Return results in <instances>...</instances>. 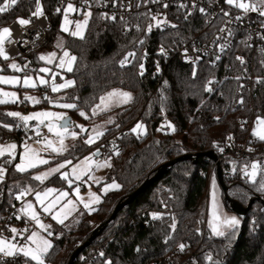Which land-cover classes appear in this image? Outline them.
<instances>
[{"label": "trees", "instance_id": "obj_1", "mask_svg": "<svg viewBox=\"0 0 264 264\" xmlns=\"http://www.w3.org/2000/svg\"><path fill=\"white\" fill-rule=\"evenodd\" d=\"M76 1L86 4L85 0ZM116 1L119 0H88L86 5H90L92 16L84 38L67 36L63 46L77 58L74 70L65 77L75 83L57 94L63 97L62 101L76 103L79 110L89 114L109 91L122 89L133 93V100L121 109L99 142L123 133L110 148L112 167L107 175L108 182H117L120 187L104 195L100 205L72 231H64L59 236L60 227L53 226L55 243L47 257L49 264H69L73 253L90 238L96 224L109 220L116 206L154 177L164 164L182 156L211 151L221 155L228 140L240 144L249 138L264 145V141L253 135L257 117L264 118V82H258L264 81V43L262 47H250L237 42L215 64L209 59L196 65L182 64L177 58H165L161 48L171 50L192 37L213 35L222 23L220 18L209 24L206 15L193 12L185 20L187 10L170 8L164 17L169 22L168 27H153L148 33L147 25H155V21L145 19L139 31L124 34L121 21L100 18L102 7L110 8ZM36 6L33 1L17 2L8 12L0 14V26L28 18ZM63 6L57 0H42L41 11L51 22L46 48H52L58 38ZM171 24L177 27L172 28ZM141 40L143 44L139 43ZM41 50L17 59H30L36 66L35 62L40 61L33 55L39 56ZM129 52H134L135 58L128 57V63L121 66L120 61ZM238 56L243 58V64L236 59ZM7 61L9 59L0 57V62ZM141 64L143 75L139 74ZM209 80L213 81L212 92L205 91ZM241 97L243 104L239 103ZM45 103L40 105H47ZM4 107L6 105H0V141L35 138L28 134V127H17L20 119L6 115ZM69 115L87 121L76 109L69 110ZM138 122L146 127L143 136L131 132ZM164 122L171 125L170 132L162 128ZM75 145L76 150H68L64 160L75 161L78 154L80 158L93 150L79 142ZM5 160L9 159L1 158L0 164L5 165ZM243 164V159L229 158L221 162V167L229 196L247 206L252 199L264 200V190L260 189L264 173L256 183L242 181L233 168L237 170ZM213 167L214 162L203 156L196 162L193 159L179 162L125 207L95 244L100 240L110 241L106 258L112 264H180L184 260L186 264H212L207 259L208 254L217 264H264V205L260 200L253 204L230 238L214 236L207 228ZM35 173V170L20 173L11 161L7 180L0 183V219L16 202L20 188L38 187L39 181L32 179ZM47 184L66 186L59 176H54ZM223 201L231 211L224 192ZM168 208L172 211L164 212ZM154 212L164 213L154 218ZM173 218L177 225L175 231L170 228ZM169 236L172 239H168ZM181 243L186 245L183 252L179 250ZM21 259L10 258L7 264H23Z\"/></svg>", "mask_w": 264, "mask_h": 264}, {"label": "snow or ice", "instance_id": "obj_2", "mask_svg": "<svg viewBox=\"0 0 264 264\" xmlns=\"http://www.w3.org/2000/svg\"><path fill=\"white\" fill-rule=\"evenodd\" d=\"M18 0H3V3H0V14L6 13L8 12L13 6H15L17 4ZM85 3H88V0H85ZM148 3H154V4H159L162 3V0H138V3L136 5L137 8L141 7V5H147ZM225 3L229 6H233L236 9L242 10L244 15H236L235 17H233L231 15V13L229 11H223L221 10V14H220V19L223 23V27H220L218 29L219 33L222 34H226L228 37H231L233 35V29L231 27V25L233 23H237V22H242L245 19V16H247L249 13H253L258 15L261 20H260V26L262 29H264V0H225ZM193 8L196 7L195 4V0H193ZM90 7V5H89ZM123 7V6H122ZM164 8L168 7L167 3L163 4ZM180 8H187L188 6L185 4H180L179 5ZM128 11L131 10V4L129 3V5L127 6ZM199 12L201 14L204 15H209L208 10L204 7H200ZM58 13L60 12V9L58 8L56 10ZM68 11H72V12H76L79 11L78 9H75L72 3H69L67 5V9L65 10V24L68 23L67 20V12ZM33 16L39 17L41 15H43V12L41 11L40 7L37 6L36 11L32 13ZM84 15V19L83 21H77L75 23V30L70 32V35H72L73 37H78L80 39H83V32L84 30L88 27L89 24V19L92 16V12L89 10L87 12L83 13ZM191 13L189 12L186 16H185V20L188 19V16H190ZM141 17L151 20V21H155V25H153L152 23H149L147 25V32L150 33L153 30V27L156 28H165L169 26V22L166 20V18L164 19H158L157 15H153L151 14V11L149 10L148 12L145 13H141L137 16V20H139ZM101 19H105V20H111L113 22L116 21V16L112 15L111 17H109L106 13L101 14L100 16ZM120 21L123 25L126 26L127 30H130L131 26H129L128 21L121 16ZM212 20H209V23H212ZM17 23H19L20 25H28L30 23L29 19H18ZM172 28H176L177 25L175 24H171L170 25ZM135 28L137 31L140 30V24H136ZM62 31L64 32H69L68 27L66 26H62ZM11 35V29L8 27H4L2 29H0V57H3L4 60H8L9 56L6 54L5 51V46H4V40L6 36H10ZM38 36V34H37ZM225 39V37L223 35H217L215 37L214 42L219 41V40H223ZM249 39H251V34L249 35ZM260 39L264 40V34L260 35ZM19 43V42H18ZM23 43H27V41H24ZM140 44H143V40L139 41ZM58 47H62L61 44L57 45ZM226 44L221 43L219 44V49L221 52H223L225 50ZM197 51H199V49H196ZM161 53L162 54H166L164 48H161ZM264 51V50H262ZM185 54H187V49H185ZM207 54V53H205ZM135 53L134 52H129L128 55L120 61L121 66H125L128 63V57H132L135 58ZM56 58V53H49L47 56L45 55H40L38 57L39 60L41 61H45L47 60L48 63H51L53 61V59ZM76 57L75 56H71L70 53L68 51H64L63 52V56L59 59V64L57 65V67H59L60 69H66L67 72H72L73 69V64L76 61ZM217 60L220 59L219 56L216 57ZM237 60H239L242 64L244 63V60L242 57H236ZM197 60H199V57H197ZM193 63H196V61H193ZM29 64L30 62L26 63L23 66V69L21 68V66L15 62L11 63L10 65H8V67H10L11 69L17 71V72H21L24 71L25 75L23 77V79L21 80L20 77L17 76H0V83L3 84H11V85H20L22 87L28 88V87H33L35 88L37 86L36 84V80L33 79V77L31 75L27 74V70L29 68ZM140 75H143V64L140 65ZM52 69L48 68V67H41L37 70V73H51ZM55 75H57L56 73H53V83L51 84V91L52 92H58L61 89H66L68 87L74 86V81L72 80H66L64 83L62 84H56L54 83L55 80ZM196 75V71L195 69L193 70V76ZM39 83L41 85H48L49 81L46 80L44 78V76H37ZM237 79H239V77H237ZM258 82H264V81H258ZM213 81L209 80L207 82V86L205 87V91L207 92H212L213 88L211 87ZM242 87V86H241ZM3 96L5 97H12L13 99L11 100H5V99H0V104H5V103H16L17 99H16V93L15 92H3L2 93ZM27 101H31L33 104H39L41 101L40 99H37L35 97H31V96H26L24 98ZM45 100H49V98L47 97V95L44 97ZM60 99H63V97H61ZM78 99V98H77ZM132 100L131 94L130 93H126V92H121L118 90H113L112 92L106 94V96H103L100 98V103L97 104L93 109H92V113L93 115L97 114V109H101V110H107V108L111 105L114 104H119V103H127L129 101ZM23 101H21L22 103ZM50 104L59 106L62 109H76L79 111V115L81 117H85L88 118L86 113L82 110L78 109V105L76 103H59V101H51L49 100ZM240 104H243V98L241 97V99L239 100ZM6 115L11 116V117H19L21 124H18L17 127H28V122L31 120H36L37 124L34 126V130L37 134V136H41V132H40V127L41 125H43L44 127L47 128L49 133H55V135L59 138V148L53 147L52 146V141L48 140L47 141V146L50 147L52 149L53 152L60 154L63 151H66L67 148L64 145V139L66 137L67 134H70L72 137H76L77 133L72 131L70 132V129L73 128V122L71 121V119L69 117H67L66 113L64 112H55V111H39V112H34L32 114L29 115H21L18 112H9L6 113ZM217 120H219V117H217ZM112 121L110 120L109 123H111ZM257 126L261 127V131L253 132L254 136H257L259 140L264 141V118L261 117H257ZM7 127V126H5ZM76 127L80 128L81 132H86L87 130L82 126V125H76ZM117 127H119V125H117ZM169 127H171V125H169ZM243 127V125H242ZM144 125L140 122H138L132 129L131 132L132 133H137L138 130L143 129ZM175 130V129H173ZM93 132L95 133V135H89L87 139L84 140V143L87 145H91L93 144L96 139H98L100 136L103 135V132L97 131L96 129H93ZM139 138V137H138ZM46 139V138H45ZM228 139H232L231 137H229ZM16 145L12 144V145H8L7 148L9 150H15L16 149ZM248 151H253L251 148L248 149ZM4 151L3 149H0V157L4 156ZM11 154V151L10 153ZM116 154H118V151L116 152ZM99 155V149L96 150V152H93L90 156L86 157L81 164L79 165H75L72 168V173L76 174V179H79V174H78V169L80 171H84V172H88L91 170L90 166L89 167H84L86 165H89V162L92 160V157L94 156H98ZM4 163H11V160H5ZM50 161L48 159H44L42 157H38L35 154L29 155L28 154V149L26 148L25 150V154L21 157V162L15 165V169L16 171L20 172V173H25L27 172L29 169H35L38 164H44L47 165L49 164ZM72 161L68 160L65 161L64 163H60L55 167H52L50 169V171L44 172L42 174L39 175H35L32 177V179L36 180V181H40L41 183L44 181L45 178H47L49 175L52 174H56V173H60V178L63 180L68 181L69 185L71 186L72 181L69 179V173L67 171L61 172V169L66 168V166L68 164H71ZM262 164H264V161H257V162H252V163H248L245 162V166L243 169V173L245 175L246 178H249L250 181L252 183H256V175L257 172H262L264 173V168H262ZM111 167V164L106 160L103 162H97L95 164L96 168H100V167ZM251 168V171L248 170V168ZM233 170L235 171V167L233 168ZM6 169L4 168L3 164H0V183H3L5 180V174H6ZM114 186L116 188H119L120 185L118 184H113L110 185L108 187ZM260 189L264 190V176H262V179L260 181ZM56 190L52 189V188H47L45 190H43V192L41 191H35L34 189L31 188H20V194L15 196L16 200H20L22 196L25 195V193L28 192H34L35 194V200L39 203V205L41 206V209L44 213H48L51 214L53 212V209H55L57 207V205L60 203L61 198L63 197H67L68 193L67 192H60L59 196H57L55 199L49 201L48 203H45V199L48 197V195L52 192H54ZM76 192L78 194L79 192V188L76 189ZM93 197L96 200H99V197H97L95 194H92ZM211 200H212V212H211V219L208 220V225L211 228L212 231V235L217 236V237H227L230 238L231 235L234 234L237 226L239 225V220L235 217H228L226 216L222 210L220 209L219 206V202L215 197V192L213 191L211 194ZM68 204H73V201L71 199H69L67 201ZM14 207V205H13ZM85 208H89V204L85 203L84 204ZM63 208L64 206H61L60 211L56 212V214L52 215V219L57 221L60 224L64 223V220L67 218V213L63 212ZM34 209V205L32 203H27L26 205H24V207L20 210V211H25V210H29L30 211V220L35 222V225L44 233H46L47 237H50L53 235V233L50 231L51 225H45L44 223H42V221L40 220L39 214L33 210ZM61 213H63V216L61 215ZM17 219H20L19 216H16ZM177 225L174 221L173 218V223L170 225V228L175 231ZM10 232L12 233V239L11 242L7 239V238H0V264H7V258H12L13 260H15V258L17 256L23 255L25 257V264H32V262H34V264H45V261L47 259V257L49 256V252L50 249L52 248V244L51 241L49 239L46 238L45 235H41L40 232L32 230L30 231V234L27 235L26 237H23V243H20L19 240H17V236H23V233L25 232H29L28 228H25L23 230H18L14 227L10 228ZM0 237H2V233H0ZM168 239H172L171 236L168 237ZM167 242V240H166ZM186 245L181 243L179 245V250L181 252L184 251ZM100 255L103 257L105 254L104 253H100ZM207 259L209 261H212V264H217V261L213 260V257L211 254L207 255ZM106 264H112L111 261H107Z\"/></svg>", "mask_w": 264, "mask_h": 264}, {"label": "rangeland", "instance_id": "obj_3", "mask_svg": "<svg viewBox=\"0 0 264 264\" xmlns=\"http://www.w3.org/2000/svg\"><path fill=\"white\" fill-rule=\"evenodd\" d=\"M61 1H62V4L64 6H63V14H62V18H61V25H60V29H59L60 31H59L58 38H56V40L53 41V43L51 45L52 48H46L45 47L41 51H39V56L40 55L47 56L49 53L55 52L56 58L53 59V61L51 63H48L47 60H45V61L39 60L38 54H35L33 56H35L37 58V61H40V63L35 62L36 66L34 64H32V60H30V59H26L25 61H20L19 59H9V61H7L5 64L0 62V76H17V77H20L21 80L23 79L25 72L24 71L17 72L15 70L11 69L10 67H8V65L15 62V63L19 64L21 66V68L23 69V66L26 63L30 62L29 68L27 70V74L31 75L33 77V79L36 80V84H37V86L35 88H33V87L25 88V87H22L20 85H11V84L0 83V99H5V100L13 99L12 97L3 96L2 95L3 92H15L16 93V99H17L16 103L0 104V105H6V107H4V109L8 113L9 112H18L21 115H29V114H32L34 112H39V111H55V112H64V113H66L67 117L70 116L69 115V109H62L59 106H56V105L49 103V100L59 101V103H67V102L62 101V99H60L62 97L60 94H57V93H54L51 91V84L53 83V73L57 74V75H55L54 83L62 84L66 81L65 77L70 72H67L66 69L62 70L59 67H57V65L59 64V59L63 56V52L68 51V50H64L63 46L66 42L67 36H72V35H70V32L75 30V23L77 21H83V19H84L83 13L89 11V9L87 7H85V4L76 3V0H61ZM69 3H72L74 8L78 9L79 11H76V12L68 11L67 12L68 23L65 24V20H64L65 10L67 9V5ZM62 26L68 27L69 32L62 31ZM85 31H86V29L83 32V36L85 34ZM8 37L9 36H6L5 40ZM58 44H61L62 47H58L57 46ZM70 55L74 56L71 53H70ZM2 59H3V57H2ZM5 67H8L9 69H6ZM41 67H48V68L52 69V72L48 73V74H45V73H39L38 74L37 70ZM74 67H75V62L73 64V69H74ZM38 75L44 76V78L49 81V84L47 86L41 85L39 83L38 78H37ZM115 90L130 93L132 100H133V93L126 91V90H122V89H115ZM112 91H109L106 94H108ZM106 94H104L103 96H106ZM46 95L49 98V100L44 99V97ZM26 96L35 97L37 99H40L41 102L39 104H33L31 101H27L24 99ZM21 101H23V102L21 103ZM44 101L46 102L45 104H47V105H43V106L40 105ZM131 101H129L127 103H119V104L111 105L107 108V110L97 109V114H95V115H93V113L91 111V113L86 114L87 117L89 118V120H88V118L83 117L87 121H82V120L77 119V118H74V119L72 118V122H73L74 126L72 129H70V132H72V131L76 132L77 136L74 138L70 134L66 135V137L64 139V145L66 146L67 150L63 151L60 154L53 152L52 149L47 146V141L50 140V141H52L53 147L59 148V146H60L59 145V138L55 135L54 132L49 133L47 128L44 127L43 125H41V127H40L41 136H39L37 138L24 139L23 141H17V140H12L9 142H1L0 141V149H3V151L5 153L4 156L0 157V159L3 157H6L9 160H11L12 162H15V165L21 162V157L25 154L26 148L28 149L29 155L35 154L38 157L48 159L50 161L49 164H47V165L38 164V166L35 169H29L28 170V171L35 170L36 171L35 175H39V174H42L44 172L50 171V169L52 167H55L60 163H64L65 161H68V160L72 161V163L68 164L66 166V168L61 169V172L67 171L69 173V179L72 181L71 186L69 185L68 181H66V180H65L66 186H63V187H60L59 184H46L47 181H49L51 178L60 174V173H56V174L49 175L47 178L44 179V181L42 183L39 181L38 187L36 189H34L35 191L37 190V191H41V192H43V190H45L47 188H52V189L56 190V191H54L48 195V197L45 199V203H48L49 201L55 199L57 196H59L60 192H67L68 193L67 197L61 198L60 203L57 205V207L55 209H53V212L51 214L44 213L42 211L41 206L35 200L34 192H28V193H25V195H24L26 198H28V200L23 204V207L27 203H32L34 205L33 210L39 214V217H41L42 215L48 216V220H46V221H42L41 219L40 220L45 225H51L50 231L52 229H54L55 227H60L61 231H59V236H61L60 234H64V231H72L74 229L75 225L78 224L82 218L87 217L89 214H91L96 209L97 206L100 205L104 195H106L107 193H109L111 191L119 189V188H116L114 186L108 187L110 185H113L114 183L118 184L117 182H108L107 181V178H108L107 175H108V173L112 167V162H111L112 159H111V161H109V163L111 164V167L105 166V167L96 168L95 167L96 163L93 161L94 157H92V160L89 162V165L84 166V167L90 166V168H91L90 171L84 172V171H80L78 169V174L80 177L79 179H76V174L72 173V168L75 165L81 164V162L86 157L90 156L93 152H96L95 148L97 147V145L103 143V142H101V143H99V142H100L101 138L103 137V135L105 134V132L115 122V120H116L118 114L120 113L121 109L124 106H126L127 104H129ZM8 105H10V106H8ZM16 118H19V117H16ZM110 120L112 121L111 123H109ZM32 121H35L37 123L36 120H31L28 122V124H30V122H32ZM76 125H82L87 131L81 132L80 128L76 127ZM93 129H96L97 131L103 132V135L100 136L98 139H96V141L93 144L87 145L84 143V140L87 139L90 134L95 135V133L93 132ZM254 131H256V132L261 131V127H258L256 122H255V126L253 128V132ZM145 133H146V127L144 125V128L138 130V132L135 134L138 136L139 135L143 136ZM111 136H113V135H111ZM77 142H79L80 145H82V146L91 147L93 150L89 151L87 154L85 153V155H83L80 158L78 157V155H79L78 154L75 161L72 160L71 158H69L68 160H64V156L67 154L68 150H70V149L73 151L76 150L77 147L75 144ZM12 144H15L17 146L15 150H9L7 148L8 145H12ZM10 151H11V154H9ZM214 164H216V163H214ZM4 168L7 170L6 166H4ZM216 168H217V166H216ZM7 173H8V170L6 171L5 178L7 177ZM40 187H41V189H39ZM77 188H79L78 194L76 192ZM213 191L215 192V197L219 202V206H220V209L222 210V212L228 217L235 216L239 220L240 223L236 228V230H237L242 225V218L240 216L236 215L234 212L228 210L225 207L224 201H223V190L219 184L218 177H216L215 174L213 175V178L210 182L209 191H208L207 214H206L207 228L212 233L211 228L208 225V220L211 219V212H212L211 194ZM92 194H95L97 197H99V200H96ZM69 199H71L73 201V204L67 203V201ZM85 203L89 204V208L84 207ZM61 206H64L63 212L67 213V218L64 220L63 224H60L57 221L52 219V215H54V214H56V212L60 211ZM23 207H21V209ZM19 214L23 215L25 218H27L33 224V227L29 229V232L23 233V236H17L16 239L19 240L20 243H23V237H26L27 235H29L30 231H32V230L38 231L41 233V235L46 236V233L42 232L35 225V222L30 220V214L31 213L29 210L19 211ZM61 215L63 216V213H61ZM53 226H55V227L53 228ZM98 226H100V224H96V228ZM14 228H16L18 230H23L26 227H14ZM0 238H7L11 242L12 234L10 236H2ZM46 238L51 241V244L53 247L55 240L52 238V236H50V237L46 236ZM17 257H19V256H17ZM20 257H22L25 260V257L23 255H20ZM32 264H34V262H32ZM45 264H49V260L46 259Z\"/></svg>", "mask_w": 264, "mask_h": 264}, {"label": "built area", "instance_id": "obj_4", "mask_svg": "<svg viewBox=\"0 0 264 264\" xmlns=\"http://www.w3.org/2000/svg\"><path fill=\"white\" fill-rule=\"evenodd\" d=\"M19 1H33L37 3V6L41 9L42 0H18ZM61 2V0H57ZM81 4V2H77ZM131 4V10L128 11L127 6ZM138 0H119L116 1L110 8L102 7L103 13H106L109 17L112 15L116 16V21H120L121 16H123L127 21L129 26H131L130 30L126 29L124 25L123 33L128 34L131 30H136L135 25L140 24V28L145 20V18L141 17L137 20V16L141 13L151 11V14L157 15L158 19H163L168 9L170 8H180V4H185L187 8H181L187 10V12H199L200 7H204L208 10L209 15L207 16V22L212 20L214 24L219 18L221 14V10L229 11L233 17L236 15H244L242 10L236 9L233 6H229L225 3V0H195L196 7L193 8V0H162V3L154 4L148 3L146 6L141 5V7L137 8L136 5ZM167 3L168 7L164 8L163 4ZM84 4V3H82ZM36 6V8H37ZM123 6V7H122ZM90 10L89 5L85 4ZM84 7V8H85ZM36 11V9H35ZM34 11V12H35ZM56 12V11H54ZM30 23L28 25H20L17 23V20L13 21L9 25H1L0 29L4 27H8L11 29V35L4 41L6 54L9 56V59H17L18 57L25 56L32 52L43 49L48 40V32L51 29V22L49 16L46 13L43 15L36 17L30 15L28 18ZM261 18L253 13H249L245 16V19L242 22L233 23L231 25L233 29V35L228 37L226 34H222L218 32L220 27H223V23H221L220 27L215 31L213 35L209 36H195L184 42L177 48L171 50H165L166 54H164L165 58L173 59L177 58L182 64L186 65H196L199 62L204 60H211L214 64L218 61L216 59L217 56L220 59L223 57L224 53L232 48L237 42L245 43L250 47H262L264 40L260 39V35L264 34V29L260 26ZM38 34V36H37ZM251 34V39H249V35ZM217 35H223L225 39L214 42L215 37ZM27 41V43H23ZM19 42V43H18ZM226 44L225 50L223 52L219 49V44ZM185 49H187V54H185ZM196 49H199L197 51ZM207 53V54H205ZM199 57V60H197ZM219 59V60H220ZM196 61V63H193ZM37 123L35 121L30 122L28 124V134L35 138L37 136L34 126ZM162 128L165 132H170L171 127H169L167 122H164ZM123 133H117L105 140V142L98 144L95 148V151L99 149V155L94 156L93 161L103 162V161H111L112 157L110 155V148L113 146V143L117 141V138ZM12 138L8 139V142L11 141ZM251 148L253 151H248ZM219 161H225L226 159L231 158L232 160L243 159L245 162L249 164L257 161H264V145H259L255 139H247L245 142L240 144H236L233 140H228L224 147L222 148L221 155H218ZM4 166L7 167V170L10 169L11 163H6ZM245 164H243L239 169L235 170L237 177L242 181H248L249 178H246L243 169ZM262 168H264V164H262ZM216 164L210 174V182L215 174ZM251 171V168H248ZM262 172H257L256 180L261 175ZM7 180V177L5 178ZM28 200L25 196H22L20 200H16L14 203V207H10L6 214L0 219V233L2 236H10L12 233L10 232V228L12 227H26L28 229L33 227L32 222H30L23 215L19 214V211L23 204ZM172 209L168 208L164 212H171ZM164 212H154L153 217L159 218ZM16 216H19L20 219H17ZM42 221L48 220V216L42 215L40 217ZM53 237V235H52ZM97 241V240H96ZM95 241V242H96ZM95 242L86 250L85 253H81L75 260L74 264H106L107 261H110L106 258V250L110 243V241L100 240L99 243ZM75 247H79L78 244ZM104 253L105 255L102 257L100 253ZM20 257V256H19ZM10 258H7V260ZM22 263L25 264V260L22 258ZM187 260L182 261L180 264H186Z\"/></svg>", "mask_w": 264, "mask_h": 264}, {"label": "water", "instance_id": "obj_5", "mask_svg": "<svg viewBox=\"0 0 264 264\" xmlns=\"http://www.w3.org/2000/svg\"><path fill=\"white\" fill-rule=\"evenodd\" d=\"M69 118L72 121V117L69 116ZM206 157L211 159L214 163H216L217 166V177L219 184L225 194V199L229 204V207L232 212H234L236 215L240 216L241 218H245L249 211L251 210L253 204L258 200L262 202L264 205V200H261L260 198L252 199L247 206H244L240 202L233 200L228 193V187L225 183L224 179V173L223 169L221 167V163L219 161L218 155L211 151L206 152L203 154H196V155H186L182 156L180 158L174 159L163 166L159 168L156 175L152 178L147 179L134 193L129 195L126 199L122 200L113 211L111 217L109 220H107L105 223L101 224L97 228L94 229L92 232V235L90 238L82 245L80 246L72 255L69 264H74L76 258L83 253L86 249H88L96 240L97 238L104 232V230L109 226V224L116 220L118 214L128 205H130L132 202H134L142 193H144L151 185H153L162 175H164L167 171H169L172 167H174L176 164H178L181 161L185 160H194L195 162L199 159V157Z\"/></svg>", "mask_w": 264, "mask_h": 264}, {"label": "crops", "instance_id": "obj_6", "mask_svg": "<svg viewBox=\"0 0 264 264\" xmlns=\"http://www.w3.org/2000/svg\"><path fill=\"white\" fill-rule=\"evenodd\" d=\"M73 81V80H72ZM69 88V87H68ZM62 90H64V89H61L60 91H62ZM59 92V91H58ZM55 93H57V92H55ZM57 176H60V174H58ZM47 184V183H46ZM42 187V186H41ZM41 187L39 188V189H41ZM38 189V190H39ZM37 191V190H36ZM23 207V206H22Z\"/></svg>", "mask_w": 264, "mask_h": 264}]
</instances>
